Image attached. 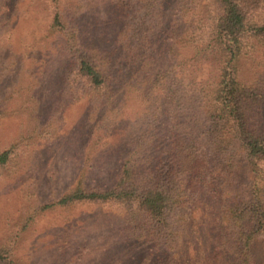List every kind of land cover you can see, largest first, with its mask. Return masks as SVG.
I'll return each instance as SVG.
<instances>
[{
	"label": "rangeland",
	"instance_id": "374dc122",
	"mask_svg": "<svg viewBox=\"0 0 264 264\" xmlns=\"http://www.w3.org/2000/svg\"><path fill=\"white\" fill-rule=\"evenodd\" d=\"M8 1L16 3L13 12L6 9ZM75 1L61 6L77 25L74 43L101 51L103 68L117 77L130 74L136 83L148 70L179 60L177 74L217 79L214 59L191 60L204 42L191 39L200 29L201 11L217 13L212 0H198L200 6L178 16L180 0H159L152 19L145 17L143 0L125 5L120 0ZM38 4L0 0V154L14 151L11 161L0 166V264L12 259L19 264H162L170 255L166 247L137 240L122 209L59 204L78 182L94 189L116 184L124 157L119 141L125 128L142 123L145 99L138 88L127 86L113 110L100 109L98 96L82 92L87 87L80 81L74 85L69 39L59 33L47 37L51 17ZM255 19L264 21V0ZM134 57L153 68L136 71L130 63ZM262 67L259 57L244 60L239 79L252 83ZM255 254L263 264L261 243Z\"/></svg>",
	"mask_w": 264,
	"mask_h": 264
},
{
	"label": "trees",
	"instance_id": "16d2710c",
	"mask_svg": "<svg viewBox=\"0 0 264 264\" xmlns=\"http://www.w3.org/2000/svg\"><path fill=\"white\" fill-rule=\"evenodd\" d=\"M68 1L76 4L33 0L51 17L47 37L59 33L69 39L74 85L83 83L87 88L80 91L98 96L99 108L108 110L123 88L136 87L145 110L142 123L125 128L119 141L124 157L116 184L94 189L78 182L59 204L122 209L137 240L166 247L170 255L162 264H262L255 254L259 243L264 246V21L255 19L262 0H212L217 13L201 11L200 29L191 39L204 42L191 60L214 59L217 79L177 74L178 60L148 70L136 83L130 74L117 77L104 69L101 51L74 43L77 25L61 7ZM158 1H142L146 18L152 19ZM185 1L180 0L176 16L200 6L198 0ZM8 2L6 9L13 12L16 3ZM132 31L140 36L139 29ZM257 57L263 71L245 83L239 79L242 62ZM134 59L136 71L153 68ZM13 154L1 153L0 166Z\"/></svg>",
	"mask_w": 264,
	"mask_h": 264
}]
</instances>
